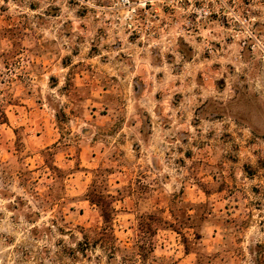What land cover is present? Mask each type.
<instances>
[{
    "label": "rangeland",
    "instance_id": "1",
    "mask_svg": "<svg viewBox=\"0 0 264 264\" xmlns=\"http://www.w3.org/2000/svg\"><path fill=\"white\" fill-rule=\"evenodd\" d=\"M180 2L0 0V264H264V0Z\"/></svg>",
    "mask_w": 264,
    "mask_h": 264
},
{
    "label": "built area",
    "instance_id": "2",
    "mask_svg": "<svg viewBox=\"0 0 264 264\" xmlns=\"http://www.w3.org/2000/svg\"><path fill=\"white\" fill-rule=\"evenodd\" d=\"M181 0H115V6L119 9L125 19L127 27L131 31L136 30L135 24L139 21H144L146 27L152 25L159 19V11L162 5L166 2H175L178 5ZM173 7V6H172ZM190 16L193 26L199 28L212 17L210 4L195 3L190 5ZM138 34V32H136ZM153 33L147 34L152 37Z\"/></svg>",
    "mask_w": 264,
    "mask_h": 264
}]
</instances>
